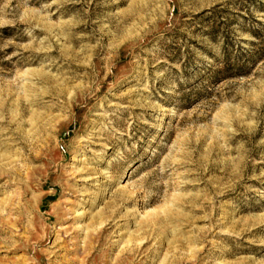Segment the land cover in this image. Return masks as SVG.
Instances as JSON below:
<instances>
[{
    "label": "rangeland",
    "instance_id": "obj_1",
    "mask_svg": "<svg viewBox=\"0 0 264 264\" xmlns=\"http://www.w3.org/2000/svg\"><path fill=\"white\" fill-rule=\"evenodd\" d=\"M0 264H264V0H0Z\"/></svg>",
    "mask_w": 264,
    "mask_h": 264
}]
</instances>
